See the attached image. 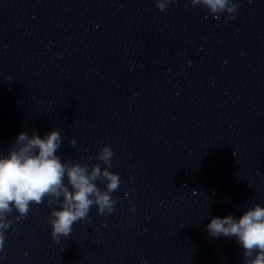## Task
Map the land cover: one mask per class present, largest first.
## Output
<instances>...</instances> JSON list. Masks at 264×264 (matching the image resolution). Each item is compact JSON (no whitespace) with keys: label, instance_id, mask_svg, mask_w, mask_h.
Here are the masks:
<instances>
[{"label":"clouds","instance_id":"clouds-1","mask_svg":"<svg viewBox=\"0 0 264 264\" xmlns=\"http://www.w3.org/2000/svg\"><path fill=\"white\" fill-rule=\"evenodd\" d=\"M172 0H156V7L165 11ZM193 7L207 9L210 15L225 14V23L235 18L239 9L236 0H190ZM63 137L57 129L41 138L35 131L19 133L8 147L6 155H0V250L3 249L5 232L11 225L8 216L15 210L17 220L25 218L31 205L45 202L52 208L47 219L51 237L58 241L68 237L77 222L90 219L89 211L97 207L98 214L114 211L116 201L112 193L120 186L118 173L109 171L114 152L104 145L96 154L99 163L88 165L62 161L57 151ZM75 146V139L69 140ZM92 159V157H89ZM105 183L102 190L97 181ZM66 181V182H65ZM211 237H235L242 247V264H264V207L259 204L245 209L242 216L214 217L208 223Z\"/></svg>","mask_w":264,"mask_h":264}]
</instances>
